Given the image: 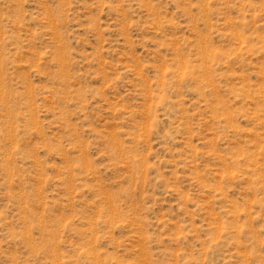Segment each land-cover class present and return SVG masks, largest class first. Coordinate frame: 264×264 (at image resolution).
Returning a JSON list of instances; mask_svg holds the SVG:
<instances>
[{
	"label": "rangeland",
	"instance_id": "374dc122",
	"mask_svg": "<svg viewBox=\"0 0 264 264\" xmlns=\"http://www.w3.org/2000/svg\"><path fill=\"white\" fill-rule=\"evenodd\" d=\"M0 264H264V0H0Z\"/></svg>",
	"mask_w": 264,
	"mask_h": 264
}]
</instances>
